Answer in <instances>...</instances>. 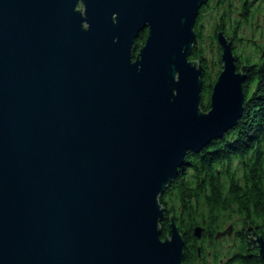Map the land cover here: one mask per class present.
<instances>
[{
  "label": "water",
  "instance_id": "95a60500",
  "mask_svg": "<svg viewBox=\"0 0 264 264\" xmlns=\"http://www.w3.org/2000/svg\"><path fill=\"white\" fill-rule=\"evenodd\" d=\"M208 1L0 0V264H184L159 198L247 96V66L219 31L201 108L189 56ZM246 234L264 258V236Z\"/></svg>",
  "mask_w": 264,
  "mask_h": 264
},
{
  "label": "trees",
  "instance_id": "16d2710c",
  "mask_svg": "<svg viewBox=\"0 0 264 264\" xmlns=\"http://www.w3.org/2000/svg\"><path fill=\"white\" fill-rule=\"evenodd\" d=\"M250 1H243L244 18ZM207 13L209 21L214 15L218 21L206 50ZM232 13L233 0H209L195 25L198 42L189 59L203 67L201 108L206 112L222 70L217 32L237 38L236 27L228 32ZM235 52L238 67L247 66L242 117L200 153L189 152L186 166L159 198L165 208L160 222L162 239L167 238L173 215L185 240L184 264H264L257 245L251 244L246 234L251 225L264 236V47L256 60L247 57L242 61ZM228 220L234 221L228 224ZM198 226L203 229L200 239L195 236Z\"/></svg>",
  "mask_w": 264,
  "mask_h": 264
},
{
  "label": "rangeland",
  "instance_id": "374dc122",
  "mask_svg": "<svg viewBox=\"0 0 264 264\" xmlns=\"http://www.w3.org/2000/svg\"><path fill=\"white\" fill-rule=\"evenodd\" d=\"M243 1L244 0H233V19L230 22V29H228V32L232 33V26H234V28L236 27L237 38H234V51H236L235 53L237 55L239 54L242 57V61L247 57H249L250 60H252L251 58L256 60L260 57V53L264 47V0H251L249 11L245 18L242 16L244 13V8L242 7ZM207 15L208 13L205 17L207 23L205 28L206 50L211 43L210 35L215 31L214 25L218 21V15H214L210 21ZM227 28L228 26L226 29ZM208 55H211L209 50ZM233 221L234 220H228V224Z\"/></svg>",
  "mask_w": 264,
  "mask_h": 264
}]
</instances>
